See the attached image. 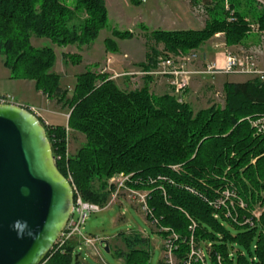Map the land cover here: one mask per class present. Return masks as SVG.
Here are the masks:
<instances>
[{"label":"trees","instance_id":"obj_1","mask_svg":"<svg viewBox=\"0 0 264 264\" xmlns=\"http://www.w3.org/2000/svg\"><path fill=\"white\" fill-rule=\"evenodd\" d=\"M224 1L229 5L221 9L223 20L206 21L201 30H155L151 37L166 53L199 49L217 33L224 34L226 46H239L250 26L234 2H200L214 13ZM259 9L256 24L264 33V10ZM106 26L104 0H0V55L10 78L33 81L36 92L69 110L66 127L40 120L58 171L83 201L100 207L114 193L108 180L130 175L127 187L148 192L145 219L165 242L159 264H168L167 242L175 264H264V135H256L244 119L264 116V81L225 82L223 106L196 113L173 95H153L146 85L123 90L91 71L75 77L68 96L60 76L51 72L54 51L34 48L30 39L81 48ZM113 36L126 39L130 33ZM104 44L116 50L113 40ZM160 55L146 54L141 67L152 69ZM69 132L85 140L74 154L68 151ZM122 241L126 251L116 256L124 264H148V238L132 233ZM75 253L73 243L53 246L43 264H85L80 255L74 260L80 254Z\"/></svg>","mask_w":264,"mask_h":264},{"label":"rangeland","instance_id":"obj_2","mask_svg":"<svg viewBox=\"0 0 264 264\" xmlns=\"http://www.w3.org/2000/svg\"><path fill=\"white\" fill-rule=\"evenodd\" d=\"M200 1L199 5L202 7V9L198 8L195 11L196 15H194L198 18L195 17L194 19L198 21V25L194 20V28H201V26H203L206 21H211L213 19L223 20L224 16L221 9L224 8L225 10V7L227 8V5H229L227 1H224L222 5L219 4V6L216 7L214 11L215 14L211 10L206 12L203 3ZM232 1L234 2L236 10L240 12L244 18H246L249 26L253 25L257 27L258 25L256 24V19L260 14L258 4L253 0ZM135 2L137 3V0H134L133 2H131V0H126L121 6L123 10L116 11V9L114 10V8L110 6L108 9L106 8L107 26L105 29L100 31L97 39L94 41V44L104 47V50L102 51V48H100V51H97L98 47H96L95 51H93V53H91L89 56L84 51L82 55H79L80 52L77 49V45L58 47L57 45L51 43L47 38H36L33 36L30 39V44L34 48L48 47L54 51L55 62L51 72L60 76L59 83L63 90H68L70 93L75 83V77L85 73L86 71H91L95 74L113 80L116 85L121 89L123 88V90L125 89L124 82L127 81L129 82L128 85L133 86L131 88L134 90L140 89L146 85L148 91L153 95L161 96L163 94H170L174 96L171 87L168 85L165 79L161 77L135 74L152 70H144L141 67L142 64L145 65L147 63L146 54L150 55L151 52L155 50L161 53L159 57L172 55L178 58L182 55L186 56L187 54L196 53L199 59H201L200 51L204 50L208 54L205 55V57L200 62H210L215 59L216 51L213 49V45L214 43L221 42V39H224V34H221L219 38H215L213 36L199 49L191 50L188 53H166L163 50L162 44H157L156 41L151 37V32L158 29L157 27H159V25L157 21H154V17H151L150 8H154L156 5L162 6L164 3L163 8L169 9L170 6H174L175 4H170L169 0H146L145 2L144 0H140V4L138 5ZM176 4L178 8H183L185 3L179 1L176 2ZM226 21H232L230 15L226 18ZM174 31L183 30L178 29ZM114 32H128L130 33V36L126 39H119L113 36ZM106 39H111L114 41L116 48L115 51H112L111 48L109 51L106 50V47L104 46V41ZM263 49L264 33L260 32L259 30L250 29L246 35V38L239 46L229 47V51L233 54H256L258 57H260V59L261 54H259V52H262ZM72 56H78L79 61L76 62L74 59H72ZM154 80H161V82H164L161 90L157 91L156 93L151 91V88H153V84L151 82H155ZM163 80L166 81V84ZM245 80H247V78L231 75L193 77L190 81L188 90L184 94L183 102L188 103L195 113L200 110L208 109L212 105H218L222 107L224 104L222 91L223 84L225 82L239 83ZM18 93L23 99H25L27 104H37L40 101V99L36 97L34 91H29L26 87H19ZM56 112L60 113V115L50 116L51 122L66 127L67 117L61 115L64 114V112L61 110H56ZM66 113H68L67 110ZM260 117H263V115L257 118H244L256 135H264V133L257 131V129L254 127L255 124H251V121ZM84 141L85 140L82 135L69 132V153L74 154L84 143ZM122 175L124 174L120 173L113 175L108 180L107 186H109L112 179L117 180ZM149 182H152V180H149ZM130 189L136 193H147L148 195V192L146 191L132 188ZM113 194L111 195L110 200L112 199ZM129 194L130 193L127 191L119 192L117 199L109 207L102 209L100 212L91 213L88 215L85 224L81 229V234L83 237L85 236L86 238L93 240L95 244L93 248L84 246V241L80 239L78 243L73 242L76 250L75 254L80 253L81 262L85 264H124L123 260L116 256V251H126L122 237H126L128 235L130 236L132 233H138L141 234L143 238L149 239L150 259L148 264H159L160 257L163 254V249L161 248L165 242L159 237L158 234H156L157 230L155 226L145 219V214L141 210L140 205L135 200H132L133 198H129ZM226 196H229L228 192ZM218 204L220 203L216 202V205ZM257 215L258 213H256V216ZM168 230L169 229H165V231ZM101 242L108 244L110 248V252L108 254L103 251V247L100 245ZM170 259H172V264H175V259L172 255Z\"/></svg>","mask_w":264,"mask_h":264},{"label":"water","instance_id":"obj_3","mask_svg":"<svg viewBox=\"0 0 264 264\" xmlns=\"http://www.w3.org/2000/svg\"><path fill=\"white\" fill-rule=\"evenodd\" d=\"M72 209L44 125L22 106L0 104V264H43Z\"/></svg>","mask_w":264,"mask_h":264},{"label":"built area","instance_id":"obj_4","mask_svg":"<svg viewBox=\"0 0 264 264\" xmlns=\"http://www.w3.org/2000/svg\"><path fill=\"white\" fill-rule=\"evenodd\" d=\"M254 1L264 10V0ZM250 30L258 29L251 25ZM221 34L223 33H217L214 37L219 38ZM213 49L216 51L215 59L210 62H200L202 59H199L196 53L187 54L186 56L182 55L178 58L169 55L159 57L152 70L135 74L165 79L180 103L184 101V94L189 88L191 79L196 76L231 75L247 79L257 78L264 81V49L262 52H259L261 59L256 54H233L229 51V47L226 46L224 39H221L219 43H214ZM0 104H15L14 98L11 95H0ZM26 109L39 118L38 109ZM251 124H255L254 127L257 131L264 133V116L251 121ZM57 160H59V157H57ZM130 177L122 175L119 179H112L110 181L109 186L114 187V194L104 207L83 201L75 186L69 180L73 190V209L54 246L60 249L67 244L78 243L80 239L84 241V246L94 248V241L85 236L83 237L81 229L89 214L100 212L102 209L109 207L117 199L119 192H129V198H133L132 200H135L140 205L144 214L147 215L150 212L146 205L147 193H136L127 187L126 184L130 182ZM166 248L167 263L172 264V259H170L171 248L168 242L166 243Z\"/></svg>","mask_w":264,"mask_h":264},{"label":"crops","instance_id":"obj_5","mask_svg":"<svg viewBox=\"0 0 264 264\" xmlns=\"http://www.w3.org/2000/svg\"><path fill=\"white\" fill-rule=\"evenodd\" d=\"M126 0H104L106 8L108 7H113L114 10H123L121 7ZM140 1V0H137ZM146 0H144L145 2ZM184 2L183 8H178L176 2ZM200 1V0H199ZM198 0H169V3L175 4L174 6H170L169 9L163 8L164 3L162 6L156 5L154 8H150L151 11V17H154V21H157L159 27L156 30H161V31H174V30H201V28H194L193 23H197L198 21L195 20L194 18L196 17L195 11L199 8L202 9V7L199 5ZM195 14V15H194ZM198 18V17H196ZM195 20V21H194ZM178 28V29H176ZM155 31V30H154ZM96 47H98L97 51H100V48H102V51L104 50V47L97 46L96 44L91 43L89 45H85V47H77L79 50V55H82L83 51L86 52V54L89 56L93 51H95ZM212 50L211 48H209ZM126 54V53H125ZM201 54V59L205 57L208 53L204 50L200 51ZM127 65V64H126ZM151 82L153 84V88H151V91L153 93H156L157 91L161 90V87L164 85V82L156 81ZM165 81V80H163ZM129 82H124V90H134L133 86L128 85ZM166 84V81H165ZM19 87H26L28 88L29 91L33 90L36 97L40 99L39 103H31L27 104L25 99H23L19 93L18 89ZM131 88V89H127ZM123 89V88H122ZM0 95H11L14 98L15 104L22 106L24 108H36L39 111V118L40 120L48 126H61L55 123L51 122V117L57 115L59 116L60 113L56 112V110H61L64 112V114H61L62 116L68 117L69 110L67 108H62V105L60 103H57L56 99H50L47 98L46 96L42 95L40 92H36L35 87H34V82L33 81H28V80H13L10 78V72L8 69H6L3 64L2 60L0 59ZM68 96H70V93H68ZM66 110L68 113H66Z\"/></svg>","mask_w":264,"mask_h":264}]
</instances>
